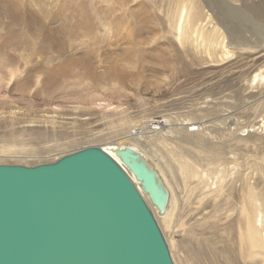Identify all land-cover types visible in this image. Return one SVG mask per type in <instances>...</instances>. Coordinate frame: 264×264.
Masks as SVG:
<instances>
[{
    "label": "bare ground",
    "instance_id": "obj_1",
    "mask_svg": "<svg viewBox=\"0 0 264 264\" xmlns=\"http://www.w3.org/2000/svg\"><path fill=\"white\" fill-rule=\"evenodd\" d=\"M84 1L0 0V86L9 77L15 79V89L27 92L35 79L36 92L49 95L78 82V87L85 83L90 89L108 85L113 95L122 93L125 81L141 78L137 66L155 65L175 72L183 58L187 64L182 65L183 70L206 72L210 90L222 87L221 93L229 90L238 93L239 98L235 100L234 93L233 102L226 100L231 95L206 101L208 124L189 123L191 118L182 119L179 113V123H172L167 113L146 120V116L142 117L144 121L140 118L138 123L123 103L114 105L106 98L99 99L97 91H89L78 95L84 105H57L53 115L46 114L47 109L44 121L29 123L21 131L51 136L75 128L86 130L93 118H102L114 128L113 132L120 133L117 140L100 146L120 162L123 152L130 151L136 155L134 160L154 175L156 186L149 190L144 180L125 165L158 220L175 264H264V0H166V5L165 0H108L109 24L101 31L107 33L109 49L102 50L101 46V51L99 45L89 49L90 53L98 52L94 60L85 53L88 50H74L67 47L68 41H61L65 36L71 43L78 41L71 34L73 26L78 33L95 34ZM51 23L56 24L52 27L57 29L56 37L50 34ZM125 26L126 36H133L136 46L130 58L114 48V38H119ZM89 38L82 42L91 45L94 40H86ZM47 50L52 51V57ZM11 53H17L26 63L42 54L48 57L44 64L34 66L36 72L30 82L22 76L28 68L20 67L9 56ZM65 60L68 64L60 66ZM3 68L8 76L3 74ZM73 77L78 81L70 82ZM160 94L166 95L164 91ZM146 99L139 98L138 102L147 104ZM146 106L144 112L153 110ZM15 114L0 111V123L14 125L19 118ZM133 129H137L135 134ZM18 133L16 129L10 131V141L14 142L0 146V154L35 150L18 142ZM245 157L250 168H244L246 160L241 158ZM183 188L188 191L186 196H182Z\"/></svg>",
    "mask_w": 264,
    "mask_h": 264
},
{
    "label": "water",
    "instance_id": "obj_2",
    "mask_svg": "<svg viewBox=\"0 0 264 264\" xmlns=\"http://www.w3.org/2000/svg\"><path fill=\"white\" fill-rule=\"evenodd\" d=\"M135 158L91 145L52 162L0 163V264H175L125 168L154 190Z\"/></svg>",
    "mask_w": 264,
    "mask_h": 264
},
{
    "label": "rangeland",
    "instance_id": "obj_3",
    "mask_svg": "<svg viewBox=\"0 0 264 264\" xmlns=\"http://www.w3.org/2000/svg\"><path fill=\"white\" fill-rule=\"evenodd\" d=\"M85 1L87 2V6L89 8V10L87 9L88 10L87 15L89 14L91 21H93L92 25L95 28V29L93 28L95 30V34L88 35L87 33H83L85 31H81L82 33L81 32L78 33L79 31L78 30L75 31V27L73 26L71 34H73L74 35L73 37L77 38L76 40H78L80 43L78 41L71 43L70 39L68 38L69 39L68 40L66 38V36L64 37L66 39L62 38L61 41L66 40L65 43L68 41L66 43L68 48L73 47L74 50L79 49V51H81V50H84V51L88 50L89 51V52H85V53H90V50L92 47L96 46V49H97L98 45L100 46L98 49H100L102 46V50H104V48L108 50L109 48L107 47V45L109 42H107V40H108L107 39V33L102 32L105 27H108L107 25L109 24V17H108L109 6L106 2L108 0H85ZM86 2L84 4H86ZM54 3H56V2H54ZM162 3H163V1L160 2V4H162ZM166 3H167V1L165 0L164 5H166ZM105 12L107 13L106 14L107 16L105 15ZM140 13L141 12H139V14ZM140 15H142V13ZM105 18H106V20H105ZM234 21L236 23V19ZM54 22L57 25L59 24L57 21H54ZM55 23H53V25L51 23L50 27L51 28L54 27ZM56 24H55V26H56ZM87 24H89V23L87 22ZM129 27H130V29L133 28V26H131V25H129ZM127 29H128V27L125 26V28L122 30V33L118 34L119 38L118 37L114 38V40H115L114 44H116L114 46V48L117 47L115 49L116 52H120L123 55H125V57L127 56V58H130V55L134 54L133 50H135L136 46L134 44L135 40L132 38L133 36L132 37H130L129 35L126 36ZM151 29H153V27H151ZM56 31H57L56 28H54V29L52 28V30H50V34H54V33H56ZM115 32H116V30H115ZM57 34H58V32H57ZM82 34H83V36H82ZM85 34H86V36H85ZM98 34H99V36H98ZM103 34H105V35H103ZM55 35L56 34H54V36ZM100 35H101V37H100ZM89 36H90V38L86 39V40H88V41L94 40V41H91V45L88 42L89 45L87 46L88 43L85 44L82 42V40H85V38H88ZM81 37H83V38L81 39ZM97 38H99L98 39V40H100L99 42H98ZM138 39H140V38H137V40ZM56 40L57 41L59 40L58 37ZM100 42H102V44H100ZM92 45H94V46H92ZM146 47H149V46L147 45ZM132 51H133V53H132ZM47 52L50 53L52 51L47 50ZM97 53L98 52H96L95 54L90 53L89 55H91L90 57L92 58L90 60H94V56H97ZM51 55H53V54L50 53L49 56L52 57ZM9 56L13 57L14 60H16V63L20 67L25 68L24 70H27V68H28V71L23 72L24 74L22 73V76L24 75V77H28L30 82L32 81V78H34V75L36 72V69L34 66L38 63L44 64L45 59L48 57L47 55L45 56L42 54L39 57L38 56L34 57L32 63L31 62L26 63L25 61H23L19 58L17 53H14L13 55L11 53V54H9ZM115 56H117V55H115ZM132 56L133 55H131V57ZM16 58H18L20 60H18ZM55 58L56 57L51 58L53 63H54V60L56 62ZM58 63H57V65H58ZM65 63L68 64V60L60 62L59 65L60 66L67 65ZM182 65H187L186 60H183V58L181 59V65H179L180 69L176 70L177 72L176 71L174 72L172 69H168V68L166 69L167 71L164 69L160 70L161 67H157L155 65H150V66L146 65V67L137 66L139 71L142 72V75L140 72H138V73H140L139 76L141 75V78L139 77L140 79L138 80L140 82L135 81V80L125 81V83H123V85H121V86H123L122 93H119V94L115 93L116 95L115 94L112 95L110 93V91L107 89L109 87L108 85H105V87L103 86L101 88H100V86H97V87L93 86V88L91 87V89H90L85 85V83H82V85H85V86L80 85L78 87V82H77V84H75V85H71L69 87L67 86L65 88V91L59 90L58 92L52 93L53 95L49 94L50 95L49 96V95H46L43 93L40 94V93L36 92L37 86H35V81H34L35 79L30 84L31 86H30L29 91L22 92V91H18L13 86L15 83V79H13V78L11 79L9 77H8V79H6L7 78L6 77L5 81H4L5 83H3L2 86H0V111H2L4 114H12V111H13V114L16 113L15 116L16 117L18 116L19 118H16L14 125H11V126L9 124L5 125V124L0 123V141L2 140L0 142V146L6 144V142H11V143L14 142V139H13V141H10V131L13 132L16 129L19 132L18 134H16V135H18V137H16V139L18 138L17 139L18 142H20V141L24 142V144H26L25 147L27 149L31 148L32 146L36 147L38 149L35 148V150L32 152H30V150L25 149V151H27V152L24 151L25 153L19 151L20 153L14 152V153L0 154V162L11 163V164H27V165H35V164L44 163V162H52V161H54V159L56 157H58L61 154L63 155L65 153H70L72 151L81 149V148L86 147V146H91V145L100 146V145L106 144L107 142H112L114 140H117L119 138L118 135L120 132L118 133V135H117V133L113 132L114 128H112V126L109 125L108 123H106L105 121H102V118H99L100 121H102L99 124L98 122H100V121H98L99 119H97L96 117L91 120V123H92V121H94L93 123L97 124L98 126L97 125L93 126L92 125L93 123L90 124V125H92V126L89 125L90 127L88 126V128H90V129L89 130H88V128L86 129V130H88V132L84 128L83 129L81 128V130L78 128L80 131L77 130V128H75L74 129L75 131L73 129H70L68 132H65V133L60 132L57 135H51V136L47 135L46 136L45 134L44 135H31L28 132H24L23 130H22L23 132L21 131V129L25 126H28L27 124H29V123H30L29 124V126H30V125H36V123L40 124L39 121H44L45 117L43 115L48 110H49L48 111L49 113L47 112L46 114L53 115L52 109L54 107H56L57 105H59V106L60 105L66 106V105H70V104H78V106L84 105V101L82 100L83 101L82 102L81 99L78 97V95H80L82 93H88L89 91H90L89 93H93V92L97 91L96 93L98 94V98H99V96L102 99L106 98L107 100L112 101L114 105H116V104L118 105L119 103H123L122 106L124 108H126L130 114H132L131 116L134 115L133 118L135 121L138 120V123H140V121H144L142 119V117L146 116V118H145V120H146V119H149V118L154 117V116H156V118H158L159 115L161 116V114L167 113L166 115L171 116L170 119L172 120V123L173 122L179 123V122H181L182 119L185 118V116H187L188 119L191 118V121L189 123L194 122L195 124H197V123L200 124V122L204 121L205 124H208V120H207L208 118L206 117V114H205L206 110L204 109L205 108L204 106L207 104L206 101L208 102L209 99H212L214 97H222L223 95H231L232 96L236 92H233V94H232V91L230 89L231 93L229 92V90H226V91L221 93L223 88L218 87V86L214 90L213 89L210 90V87L207 83L206 72H195V71H193L191 69H187V68H186L187 70L185 68L183 70ZM75 70L76 69H74L73 71L74 72H89L86 69L81 70V71L80 70L75 71ZM2 71H3V74L6 76L7 75V74H5L6 70H4V68H3ZM68 71L73 72L71 70H68ZM135 71L136 70H132L131 72H135ZM131 72H129V73H131ZM138 73H135V74H138ZM163 78L166 80H164ZM161 80L162 81L164 80V83ZM74 81H78V79L77 78L75 79L74 77L70 79V82H74ZM134 81H135V83H134ZM166 81H169V82H166ZM231 85H232V88L236 87L233 84H231ZM163 91L166 93V95L160 94V92H163ZM212 91L215 92V94L212 93ZM216 92H218V93H216ZM227 92H228V94H227ZM223 93H225V94H223ZM210 95H212V96H210ZM234 96H232V98L229 96L226 98V100H229V102H233L237 99V97L239 98L238 93L234 94ZM139 98H145V99L148 98V99H146V100H148V103L144 104V105H148L146 107L150 106L151 109H153V110H147L146 112H144V110H143L144 105H142L143 103L138 102ZM234 98H235V100H231ZM202 109L205 111H203ZM8 110L10 111V113ZM178 113H179V116L180 115H181V117L184 116V117H182L181 120H179L181 117L178 116ZM41 115H42V117L40 118ZM135 117L137 120L135 119ZM42 118H44V119H42ZM140 118L142 120H140ZM259 118H261V117H259ZM32 122H34V123L32 124ZM105 126H107L106 127L107 129L104 128ZM12 128H14V129H12ZM92 129H93V131H92ZM102 131H104V132H102ZM92 132L93 133L95 132V133L93 134ZM88 133H89V135H88ZM82 134H83V136H81ZM95 135H98V136H95ZM111 135H112V137H111ZM216 135L220 136V134H216ZM74 136H75V139H74ZM78 136H80V137H78ZM84 136L86 138L88 137L87 140L84 138ZM120 136H122V135L120 134ZM76 139L78 141H75ZM68 140H70V141H68ZM79 140H80V142H79ZM61 141H63L64 145L60 146L59 144H63ZM64 141H66V142H64ZM70 142H74V143H70ZM30 144H31V146H30ZM43 146H45L44 149H43ZM48 146H49V148H48ZM57 146H58V148H57ZM41 149H43V150H41ZM36 152H37V154H36ZM246 157L244 159L241 158V161L246 160L243 162L244 166H245V163L247 162ZM23 160H24V162H23ZM26 161H28V162H26ZM210 166H212V165H210ZM246 166L244 168H248V167L250 168V165H247V163H246ZM183 191H184V188H183ZM183 191L181 190V193L183 195L182 194H180V195L186 196V194H188V191L187 190H186L187 192L186 191L183 192ZM191 195H193V194H191Z\"/></svg>",
    "mask_w": 264,
    "mask_h": 264
},
{
    "label": "built area",
    "instance_id": "obj_4",
    "mask_svg": "<svg viewBox=\"0 0 264 264\" xmlns=\"http://www.w3.org/2000/svg\"><path fill=\"white\" fill-rule=\"evenodd\" d=\"M183 125H185V123ZM190 127H192V126H190ZM132 132H133V134H135L137 132V129H133Z\"/></svg>",
    "mask_w": 264,
    "mask_h": 264
}]
</instances>
